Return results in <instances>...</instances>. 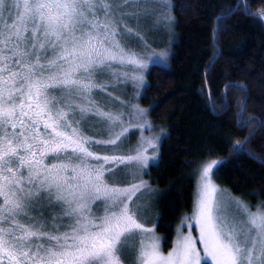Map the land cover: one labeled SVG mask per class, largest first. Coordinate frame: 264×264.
Wrapping results in <instances>:
<instances>
[{
	"label": "snow or ice",
	"instance_id": "1",
	"mask_svg": "<svg viewBox=\"0 0 264 264\" xmlns=\"http://www.w3.org/2000/svg\"><path fill=\"white\" fill-rule=\"evenodd\" d=\"M109 10L104 0H0V225L10 224L0 227V264H128V242L152 231L130 206L144 182L126 188L108 183L121 166L146 167L149 157L138 150L127 157L89 150H117L123 136L115 131L121 114L91 98L94 89L108 87L94 77L117 76L114 65L145 67L117 40L122 34ZM54 91L61 95H51ZM89 119L103 126L97 135L108 139L83 135L79 125ZM212 168L202 170L198 207L204 257L213 264H264V214L249 216L248 231L237 230L235 222L229 227L219 214L224 197L209 179ZM42 201L60 205L72 223L46 231V222L28 215ZM96 201L104 203L102 217L91 213L89 203ZM18 216L35 223L21 224ZM196 243L183 236L167 255L156 243L133 245L131 264H200Z\"/></svg>",
	"mask_w": 264,
	"mask_h": 264
},
{
	"label": "trees",
	"instance_id": "2",
	"mask_svg": "<svg viewBox=\"0 0 264 264\" xmlns=\"http://www.w3.org/2000/svg\"><path fill=\"white\" fill-rule=\"evenodd\" d=\"M171 2L172 39L167 64L152 62L148 66L146 83L138 97V104L148 107L150 121L164 129L157 160L132 175L130 167L121 166L120 179L108 180L117 185L137 179L146 181L144 192L148 191L154 198L152 219L144 222L136 217L144 225L152 226L155 222V230L165 247L170 246L180 217L191 212L196 175L207 161L219 162L212 169L218 186L249 204L264 202V0ZM162 34L166 39L169 36L168 32ZM164 44L168 42L164 40L158 46ZM121 73L132 78L120 77L131 80L132 86L125 84L122 92L119 77H113L114 82H109L107 88L94 89L92 97L104 106L106 98L101 94L108 96L118 108L107 105L104 110L122 115L129 113L136 102L132 93L137 86L131 71ZM94 78L97 84L107 85L106 80L112 81L107 73ZM52 95L59 97L61 93L54 91ZM98 126L95 119L79 125L86 135L106 140L108 136L97 135L103 132ZM90 127H96V131ZM138 134V130L130 129L123 133L124 140L135 135L138 142ZM132 147L113 150L94 146L91 150L129 155L134 151ZM36 208V211L29 210L28 215L46 222V231L52 232L54 223H72L64 216L62 207L59 223L60 212L54 223H49L43 214V204ZM66 230L69 229L60 228L61 232ZM134 242L138 249L137 240ZM130 252L128 263L134 258L132 249Z\"/></svg>",
	"mask_w": 264,
	"mask_h": 264
},
{
	"label": "rangeland",
	"instance_id": "3",
	"mask_svg": "<svg viewBox=\"0 0 264 264\" xmlns=\"http://www.w3.org/2000/svg\"><path fill=\"white\" fill-rule=\"evenodd\" d=\"M104 3L110 6L109 10V18L112 20L116 31L120 32L122 35L117 36V40L120 42L121 46L127 52L135 53L137 58L142 60L145 67L137 68L135 65H114L115 71L118 75L115 77H119L121 81V91L123 92L125 89V84L129 83L132 86L131 80H124L127 76L123 75L121 72H128L131 71L133 73V80L135 85L137 86V90L135 93H132L136 102L132 104L129 113L122 114L120 120V126L115 128L116 132H128L130 129H136L139 132L138 142H135L136 136L130 135L124 140V136L122 137V143L119 148L121 149H129L133 148V153L129 155H135L136 151H142L145 156L149 157L147 165L150 163H154L157 160L158 155V143L161 137L164 135V129L162 126H158L152 123L148 116V107H142L138 103V97L140 96L142 89L146 83L145 74L148 69V66L152 64V62L160 63L161 65L167 64V59L170 52L169 42L171 41V25H172V2L171 0H129L127 4H125V0H104ZM92 17L89 16V19ZM5 19L7 20V13L5 14ZM97 19L100 20L102 23L106 19L104 12L99 10V5L97 6ZM158 29L160 31H158ZM125 30H130L131 34H126ZM166 35L167 32L169 36L166 37L162 34V32ZM168 42V44H164L162 47L158 46L161 43ZM157 45L158 48L156 49H143L146 46H153ZM133 48V49H132ZM142 50H138L141 49ZM164 54V55H161ZM120 77L124 78L121 79ZM142 78V79H141ZM126 79H132L128 76ZM95 82V78H94ZM109 82H114V78L112 76V81L106 80L105 84H110ZM96 83V82H95ZM97 84V83H96ZM59 92V91H57ZM54 92L51 93V95ZM101 97H105L104 103L112 108H118V104L112 101L108 96L101 94ZM91 98L97 102L96 99ZM79 103L80 101H76ZM61 106L63 104L61 103ZM67 110V109H66ZM119 114V113H115ZM80 117V116H79ZM70 119L72 117H69ZM79 120L80 118H76ZM122 126V127H121ZM88 127V126H87ZM91 130L96 131V127H90ZM98 128H102L103 126L100 125ZM99 130V129H98ZM104 131V129H103ZM84 136L90 139H98L91 135H86L83 133ZM107 136V135H104ZM108 139V137H107ZM135 142V144H134ZM134 144V145H133ZM90 151L91 147L89 148ZM94 154L98 155H109L113 156L112 154L101 153L99 150H96ZM129 155H115V156H124L127 157ZM55 160L46 161L47 164L56 163ZM214 162L217 161H207L201 166L197 172L196 180H195V187L193 193V205L191 208V212L185 215H182L179 219L178 224L176 225L177 228L174 231V236L171 241L170 246L165 247L163 243V239L155 230L154 221L152 226L142 224L138 219V222L141 223L145 229H152L151 232L140 233L137 235L135 239H132L128 242V250L125 252V255L129 257L130 250L132 249L133 244H135L134 240H137V244L140 247L142 244H151L156 243L158 245L159 251L163 255H167L172 249L175 247L176 242L179 238L183 236H191L194 240H197L196 247L200 250V264L203 262H208L209 264H213L210 258H205L204 253L202 251V246L198 241L199 237V225L197 224L198 219V207H199V200L200 194L202 191V170L205 166L209 164L215 165ZM131 169L129 172L132 173L138 172L139 170H145L147 167H143L140 165H131L128 166ZM213 169V168H212ZM71 180L72 173L69 171L65 173ZM120 176L116 175L111 180H119ZM209 179L214 187L217 189V196L223 195L224 199L222 201V207L220 211V215L226 217L228 221V226L231 227L232 223L235 222L237 225V230L248 231L251 228V225L247 223L250 215L255 214H264V202L257 201L253 204H249L245 200H243L239 195L231 193L227 188L218 186L215 181L213 180V173L212 170L209 174ZM141 181L144 182V187L141 188L133 197L134 204L130 206L134 209L141 220L144 222L150 221L151 217V208L152 203L151 201L154 198L149 194L148 191H145L146 181L143 179H137L131 183L124 184V185H117V184H110V186L126 188L130 187L132 184H140ZM2 202V200H0ZM127 202V201H126ZM44 206L43 214L45 218H48L49 223H54L57 212H60L58 216V222L61 220V210L62 208L57 205H49L46 202L42 201L40 205ZM38 205V204H37ZM89 207L91 209V213L93 217H102L105 214V206L102 201H96L94 203H89ZM60 208V209H59ZM102 209V210H101ZM63 211V210H62ZM97 211H101L98 212ZM18 219V218H17ZM21 224L28 225V221L24 219H18ZM98 222V221H97ZM47 224V223H46ZM55 224V223H54ZM0 227H10V224H2ZM68 231V230H66ZM65 232V231H64ZM252 235H256V231H252ZM131 264V263H128Z\"/></svg>",
	"mask_w": 264,
	"mask_h": 264
}]
</instances>
